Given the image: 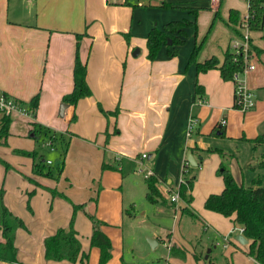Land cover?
I'll list each match as a JSON object with an SVG mask.
<instances>
[{
	"label": "crops",
	"instance_id": "crops-1",
	"mask_svg": "<svg viewBox=\"0 0 264 264\" xmlns=\"http://www.w3.org/2000/svg\"><path fill=\"white\" fill-rule=\"evenodd\" d=\"M217 9L220 19L214 21L198 62L212 56L223 61L232 41L238 39L226 23L229 12L235 10L243 18L247 14V0H0V93L25 104L39 94L34 116L18 113L10 116L7 146H0V157H15L16 165L30 172L26 176L31 179L26 181L17 173L6 171L8 175L2 180L0 168L3 203L25 225V229L15 232L16 262L0 261V264H72L44 258L43 240L57 229L66 228L72 214L70 203L61 197H51L44 188L56 190L73 204H86L84 212L79 210L74 219L81 250L89 254L84 264H98L99 258L98 248L89 247L92 228L85 212L104 223L101 229L112 247L111 259L106 264H123V226L127 218H132L127 207L134 206L133 201L127 204L124 196V184L129 178L135 188L139 186L138 177L144 180V172L157 178L161 197L153 205L156 212L163 213L160 205L168 200L165 193L177 190L184 174L190 172L189 166L204 163L193 185V201L207 168H211L210 178L219 190L213 192L216 185L208 188L202 204L210 194L222 191L223 182L213 177L220 157L217 153H205L207 149H221L231 155L229 169L234 177L236 171L242 179L238 183L233 177L238 184L251 185L254 178L264 176V168H255L264 155V144L253 150L250 142L264 134V56L256 57L254 70L240 76L255 95V107L246 113L233 108V81H223L217 69L198 74L195 65L189 63L193 48L204 38ZM177 21L195 23V27H186L185 36L175 34L183 44L172 48L169 41L149 61L146 47L149 31L162 30ZM77 34L83 35L78 40V53L86 66L91 96L79 100L75 106L66 104L59 114L62 97L73 88ZM250 39L253 45L264 48V31L250 32ZM173 49L176 54L169 56L168 51ZM196 85L201 87L200 95L195 93ZM98 105L109 112L118 108V113L105 117ZM73 116L75 120L71 121ZM191 117L197 120V125L187 138L186 127ZM2 118L0 114V124ZM222 119L226 123L219 128ZM30 123L40 126L41 133L54 135L55 142L58 139L68 142L57 181L33 174L31 159L12 152L34 149L35 136L29 133ZM218 130L223 131L222 136ZM48 137L47 146L52 150L54 142L50 143ZM223 139L230 148H222L219 140ZM188 153L195 166L185 165ZM141 154H146V158L140 159ZM103 162L114 169L101 170ZM31 191L34 194L28 209L27 193ZM172 204L174 216L179 211L181 216L187 214L199 220L202 230L212 232V238L220 237V242L210 245L203 242V248L192 254L193 262L185 256L186 248L175 244L170 232L165 239L167 262H172L168 264H186L183 260L187 264H200L199 259H210L216 264L218 258L212 250L218 247L224 264H259L247 255L249 240L246 239V245L235 240L239 227L233 222L234 215L221 217L203 206L204 211H198L204 216L200 220V215L189 213L195 215L193 203ZM185 206L189 212L182 213ZM224 238L228 243L225 248L221 246ZM147 240L151 249L159 241L166 242L154 233Z\"/></svg>",
	"mask_w": 264,
	"mask_h": 264
},
{
	"label": "trees",
	"instance_id": "trees-1",
	"mask_svg": "<svg viewBox=\"0 0 264 264\" xmlns=\"http://www.w3.org/2000/svg\"><path fill=\"white\" fill-rule=\"evenodd\" d=\"M248 9L246 14V23L250 32H263L264 31V0H247ZM195 12V11H194ZM220 16L218 14V9L215 12L213 20L201 42L196 45L190 55L189 63L195 65L196 72L198 74L205 73L213 69H217L220 73V77L223 81H233V78L237 74H242L244 68L247 66L248 62L244 60L241 54H236L233 52L232 48H228L224 53L223 61L220 62L216 57L212 56L209 59L198 62L197 58L199 53L210 34L214 21L219 20ZM242 18L238 16L235 10H230L229 18L226 22L230 30L236 35L237 38H241L242 34L237 29ZM189 26H194L195 23L190 22H170L163 27L162 30L157 28H152L146 38L147 47V59L153 61L161 46L166 45L170 41V47H175L183 44V40L179 39L175 34L180 36H185L184 29ZM83 35H76L77 43L75 50V57L73 62V88L69 94L62 97V103L70 106H75L79 100L91 96V90L86 82V66L79 59V39ZM248 50L252 52L255 57L264 56V48H259L252 44L249 38ZM169 56H174L176 50H169ZM196 94L200 95L201 87L196 85ZM18 102V101H17ZM21 106L26 107L27 111L31 116L35 115L39 104V94L33 96L30 101L25 104L18 102ZM233 108L235 106L233 105ZM98 109L105 117L116 116L118 113V108L114 111H105L100 105ZM75 120V116L71 118V121ZM32 129L29 133H33L35 138L36 134L41 133V127L36 123H30ZM9 125L10 117H3L0 124V146H7V138L9 136ZM219 128H222L219 126ZM218 134L223 135V131L218 130ZM45 137H48V132L43 133ZM109 135L106 133V139L108 140ZM50 143L55 141V136H49ZM52 141V142H51ZM250 142L253 144V150L259 145L264 144V134L258 135ZM61 154L59 166L55 169L53 173L50 169L45 170V165L43 160L40 164H35V160L38 158V153L36 150L24 151L14 149L12 152L16 155L31 158L33 160V174L41 176L44 178H51L55 181L59 180L61 172L64 166V159L66 151L68 148V142L62 140ZM205 152L217 153L221 162L219 164V169L216 174L221 177L223 182V189L218 194H210L204 201V208L211 212L217 213L223 217H230L234 215V224L239 228H242V235L245 239L249 240L247 255L252 257L257 263L264 264V176L259 175L252 180L250 186H245L244 184H238L228 168V164L225 163L226 158L231 160V155L225 153L218 149H207ZM41 158V157H40ZM0 163L6 164L0 159ZM47 164V163H46ZM257 169L264 168V155L262 159L256 165ZM114 169L109 164L102 163L101 170ZM31 180V179H28ZM145 180L147 192L145 195L146 200L154 204L161 197L160 192L157 189V178L153 175L147 177ZM195 181V176L184 177L179 183L178 194L179 200L187 205H190L193 201L191 192L193 189ZM37 186H39L37 184ZM49 191L51 197H61L68 201L72 206V215L68 226L66 228L57 229L52 235L46 237L43 240L44 248V258L50 261H68L72 264L77 262L84 264L87 263L89 254L84 253L81 250V244L77 237V232L74 229V219L75 214L80 210L84 212L86 204H73L66 196L57 192L54 189H46ZM34 194V191L27 193L28 198L26 202V207L30 209L29 199ZM3 190L0 189V261L15 263L17 260V248L15 246V232L17 229H25L23 221L14 216L3 203ZM188 211L185 206L181 208V212ZM189 212V211H188ZM190 215L193 213L190 211ZM90 223H91V235L89 240L90 248H98L99 258L98 264H106L111 259V242L109 238L102 232L103 222L99 221L95 215L86 213ZM173 245L171 246L172 249ZM174 248V247H173ZM209 264H213L209 262Z\"/></svg>",
	"mask_w": 264,
	"mask_h": 264
},
{
	"label": "rangeland",
	"instance_id": "rangeland-1",
	"mask_svg": "<svg viewBox=\"0 0 264 264\" xmlns=\"http://www.w3.org/2000/svg\"><path fill=\"white\" fill-rule=\"evenodd\" d=\"M251 55H252V62H253L255 61L256 57L252 52H251ZM36 135H37L36 138L33 139V142L35 144V147L33 150H36L38 153V158L35 160V164H40L41 161L43 160V164L45 165V170L50 169L54 173L55 169L60 165L58 163L60 161V154H61L60 143L62 142V140L58 139L56 140V142L54 141V149L51 150L47 146L48 139H46L45 135L39 132ZM217 138H220V137H217ZM28 140L30 141V139ZM220 141H223V143H221ZM219 144L223 146L222 148L224 150H225V146L228 148L231 147L229 142L224 139L219 140ZM218 150H221V149H218ZM0 159L6 162V164L8 165L6 167V165H4L3 163H0V168L2 171L1 173L2 180L5 178L7 172L12 171L20 175L26 181H28V178L30 177L26 175H29L30 172L26 173L22 167L17 166L15 163V157H13L12 155L11 156L3 155L0 157ZM20 159L25 162L27 161L24 158H20ZM30 159L31 158H29V160ZM31 161L33 162L32 159ZM47 161H50L51 164H46ZM220 162H221V158H220ZM225 163L229 165L228 158H226ZM203 166H204V163L202 164V162L199 163V166H195V167L189 166L190 172L185 173L183 178L189 177V176H195V180L197 181L200 170ZM208 167H210V163L208 164ZM218 169H219V166L217 167V170ZM208 171H211V168H207L204 171L203 176L200 180V184L197 186V192H196L197 198L196 200L194 198V201H192L193 207L195 209L194 213L196 217L201 216V213H199L198 211L200 210L204 211L202 210V207H203L202 199H203V195H205V192L208 191L207 189L213 188L216 185V189H214L213 192L215 191L218 192L219 190V186L217 189L218 184L215 183V181L210 178L211 176ZM216 172H215L216 176L213 175V177L215 178L218 177V179H220L219 183L220 181L222 183L221 177L218 176ZM234 178L237 180L238 183H240L242 180L240 176H238V173L236 171H235ZM137 179L139 182V186L136 188L131 183L132 181L131 178H129V181L125 182L124 184L125 201L127 202V204L133 201L134 203L132 204L134 206L129 207L131 206L129 205L127 207L128 211L132 214V218H127L123 226V234H124V263L123 264H168V263H172V262H167L168 243L165 240L167 237V234L170 232L173 233V236L175 238L174 240L176 241L175 244L178 245L179 247H183L184 249L186 248L185 256L189 257V260L193 262L194 260H192V254H194V252L197 251L198 249L203 248L204 246L203 242H206L209 245L211 243H215L216 241L220 242V237L212 238L211 237V235H213L212 232L205 233L202 230V223L199 220L193 219L187 214H183V216H181V214H179V211L174 216L175 208L169 200V193L164 192L168 200L166 203H162L160 205L161 207L164 208L165 212L163 213L156 212L154 205L149 203L145 199V193L147 190H146V186H144L145 185L144 180L141 177H138ZM212 182H214L215 184H213ZM247 186H250V185H247ZM1 188L4 189L2 186L0 187V189ZM3 196H4V193H3ZM27 198H28V195H27ZM62 200L66 203L68 202L64 199ZM204 213L206 214L209 212L205 211ZM203 217L204 216H201L200 220L203 219ZM153 233L156 236H159L166 241V242L159 241V245L155 247V249H151V244L147 240L148 236L153 235ZM206 239H208V241ZM222 245L223 244H221V246ZM246 249L248 250V247H246ZM212 251L215 252L216 257L218 258V260L216 259L217 261L215 260L216 264H224V259L222 257L220 247ZM206 252H207V249L204 252V257H205ZM162 256H165V257H162ZM199 260H200L199 261L200 264L204 262L206 264H209V262H211L210 259H208L209 261L207 259L206 260L199 259ZM183 262L187 264L186 260H183ZM194 264H196V262Z\"/></svg>",
	"mask_w": 264,
	"mask_h": 264
},
{
	"label": "built area",
	"instance_id": "built-area-1",
	"mask_svg": "<svg viewBox=\"0 0 264 264\" xmlns=\"http://www.w3.org/2000/svg\"><path fill=\"white\" fill-rule=\"evenodd\" d=\"M214 2H219V0H212ZM247 17L244 16L237 29L242 34L241 38H238L234 41H232L231 48L234 53L241 54L245 61L248 62L247 66L244 68L242 74H237L233 78V83L235 85L234 87V99H233V105L235 106L234 109L241 111L242 113H246L250 110H252L255 107V95L252 90L247 88L240 80V76L245 74L248 71L254 70V64L252 62V55L251 52L248 50L249 46V38H250V31L248 29V25L246 23ZM203 103L202 101H200ZM18 113L24 116H30L31 114L27 111L26 107L21 106L15 99L12 97L0 93V114L3 117H10L12 114ZM225 119H222L219 123L220 127L225 126ZM197 125V120L195 118H189L187 127H186V137L189 138L192 136L193 132L195 131V127ZM146 154H141L140 159H145ZM47 164H50V161L46 162ZM187 165V162L186 164ZM141 173L142 172H138ZM151 172H144L143 176L144 179L151 176ZM179 186V185H178ZM178 190V188H177ZM168 191L169 192V200L171 203H177L179 201V194L178 191ZM239 234H242V228L236 229ZM224 242L222 247L225 248L227 243V238L222 239ZM219 244V243H217Z\"/></svg>",
	"mask_w": 264,
	"mask_h": 264
},
{
	"label": "water",
	"instance_id": "water-1",
	"mask_svg": "<svg viewBox=\"0 0 264 264\" xmlns=\"http://www.w3.org/2000/svg\"><path fill=\"white\" fill-rule=\"evenodd\" d=\"M168 44H169V41H168ZM133 56H135V55H133ZM65 107H67L66 104H61V105H60L59 114H62V111H63V109H64ZM31 136H32V135H31ZM186 160H187V163H189L190 165H193V166L196 165L195 162H194V163L191 162V153H188V155H187V157H186ZM235 240H236L239 244H241V245H246V243H247L246 239L244 238V236H243L242 234H238V235H236ZM149 242H150V241H149Z\"/></svg>",
	"mask_w": 264,
	"mask_h": 264
}]
</instances>
